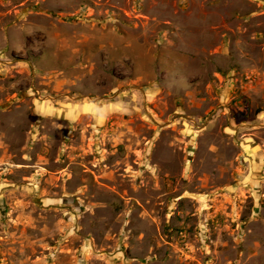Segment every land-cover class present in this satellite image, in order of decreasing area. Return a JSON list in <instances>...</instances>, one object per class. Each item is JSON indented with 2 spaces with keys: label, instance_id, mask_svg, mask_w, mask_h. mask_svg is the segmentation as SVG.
<instances>
[{
  "label": "rangeland",
  "instance_id": "obj_1",
  "mask_svg": "<svg viewBox=\"0 0 264 264\" xmlns=\"http://www.w3.org/2000/svg\"><path fill=\"white\" fill-rule=\"evenodd\" d=\"M0 264H264V0H0Z\"/></svg>",
  "mask_w": 264,
  "mask_h": 264
}]
</instances>
